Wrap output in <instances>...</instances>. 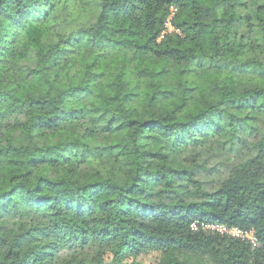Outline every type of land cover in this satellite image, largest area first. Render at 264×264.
Masks as SVG:
<instances>
[{
    "label": "clouds",
    "instance_id": "clouds-1",
    "mask_svg": "<svg viewBox=\"0 0 264 264\" xmlns=\"http://www.w3.org/2000/svg\"><path fill=\"white\" fill-rule=\"evenodd\" d=\"M28 2L0 0V20L7 24L6 17ZM39 2L48 12L46 19L29 17L15 39L0 31V51L7 49L0 54V92L10 93L7 103H0V113L9 106L22 109L18 118L24 125L0 137V149L11 146L6 155L0 153V196L20 184L35 190L43 177L64 183L37 196L55 197L64 187L91 186L80 194L91 211L78 215L75 208L58 204L0 220V264H234L235 242L204 234L191 222L183 226L193 209L184 214L177 206H207L223 195L224 207L230 203L226 177L246 204L264 196L261 137L250 135L252 129H264V0H231L227 9L218 6L222 0H173L171 5L129 0V11L119 16L105 8L111 0ZM161 17L166 18L163 29ZM80 29L86 33L85 46L53 66L54 46L67 47L62 41ZM93 36L103 38L108 47L87 45ZM218 62L227 66L217 69ZM240 65L248 70H233ZM31 69L39 74L25 79ZM74 90L90 94L68 99ZM57 98L65 102L44 109L27 103ZM61 108L85 115L54 131L28 132L35 117H54V109ZM217 115L221 118L215 134L195 143L192 138L179 141L182 129L216 120ZM6 122L0 119V125ZM64 148L71 153L64 152L59 163L27 166L45 150ZM85 152L90 154L78 163ZM72 153L75 157L63 162ZM143 153L167 157L149 161L152 167L145 163L143 169H172L182 177L168 174L154 190L173 193L163 200L167 207L156 210L157 219L118 214L123 207L120 193L100 187L130 185ZM229 166L231 171L224 172ZM168 181L173 183L165 189ZM18 199L12 194V205L19 207ZM161 199L157 195L144 203ZM219 210L206 207L208 212ZM41 213L47 218L40 219ZM245 236L256 238L255 232ZM240 259L264 264V250H249Z\"/></svg>",
    "mask_w": 264,
    "mask_h": 264
},
{
    "label": "trees",
    "instance_id": "trees-1",
    "mask_svg": "<svg viewBox=\"0 0 264 264\" xmlns=\"http://www.w3.org/2000/svg\"><path fill=\"white\" fill-rule=\"evenodd\" d=\"M16 3H21L22 0H15ZM45 3L48 0H44ZM181 0H175V3H180ZM161 3H167L171 5L173 0H161ZM105 8L112 13L113 16H119L122 13L126 14L131 7L129 0H111V3H105ZM227 9L231 6V0H222L221 4L218 5ZM245 6V5H241ZM54 7V5H53ZM2 12V10H0ZM165 13H168V9H165ZM48 12L43 11L42 6L39 0H29L27 4H24L23 8H18L16 14L8 15L6 17L8 23L5 24L3 20H0V31L4 32L5 36H12L15 39L16 36L19 35V30L24 27V24L28 21L29 17L35 21H42L47 18ZM103 18V17H102ZM243 19V18H242ZM159 23L162 26L166 23V18L161 17L159 19ZM84 30H74L70 37L66 41H62L67 47L59 48V46H54L55 58L52 61V65L55 66L60 62L61 59H66L70 55H75L77 50L81 46H85L84 44ZM161 36L164 35L163 30L159 33ZM87 45L92 47L99 48H107L108 45L104 42L103 38L97 39V36L91 37L87 41ZM7 49H3L0 51V54L6 52ZM227 65L223 62H218L216 64L217 69L220 67H226ZM50 69H45V71ZM238 73L246 72L248 70L247 65L236 66L233 69ZM39 73L35 69L29 70L28 76L25 79H29L34 75H38ZM91 79H95L92 77ZM90 94L87 90H74L73 93L68 95V99H76L81 100L86 95ZM257 96L260 93L256 94ZM10 98V93L0 92V103H7ZM65 100L61 98H57V100L49 102L47 100L38 101L32 100L27 102L29 108L38 107L40 109H44L46 105L50 103L62 104ZM57 111V115L54 117L45 118L44 116H37L34 118L31 126L28 128V132L31 133L33 131H38L41 129L44 130H56L60 128L63 124L82 119L85 115L83 110H68V109H54ZM22 111V109H16L9 106V109L6 112L0 113V119H6L8 122L0 125V137L4 135V131L13 128H22L23 124L20 123L18 118V113ZM221 117L217 115L216 120H209L207 122H201L199 124L193 125L191 128L182 129L178 133L179 141H182L184 138H192L193 143L197 142L198 137H207L209 134H215L217 129L220 127L217 124V120ZM150 127H155V125H151ZM163 127V126H161ZM160 130L159 128L157 129ZM163 134V133H162ZM250 135L253 139H255L256 135L261 137L258 142V147L261 149V152H264V129H252ZM29 139H32L29 136ZM175 147V145H174ZM11 150V146L9 149H0V153L7 154L8 151ZM27 149H25L26 151ZM19 151V150H17ZM64 152H70V148H64L61 152H54V150L49 149L42 152L41 155L34 156L27 161V166L30 167H40L45 164H56L61 161V157L64 156ZM23 154V153H20ZM90 153L85 152L82 154V158L78 161V163H84V159H86L87 155ZM75 157V153H72L69 157H64L63 162H70L72 158ZM167 157L163 154H142V164L137 168V176L134 178L133 182L127 187L121 185H108L104 184L100 187L103 188L107 192H118L120 196L118 198V203H120L123 207L118 209V214H132L135 213L142 218H146L149 215L153 219H157L156 210L167 207L163 203L164 199H171L173 193L167 190H161V192L157 193L154 190L160 186L161 183L165 182L166 176L168 174H172L176 177L182 178L178 173H176L172 169L160 170L156 172H150L147 169H143L142 165L147 163L148 167H152V163L149 161L155 160H163ZM231 171V167L228 172ZM31 171L27 173V176H31ZM39 185L35 188V190L27 189L23 184L17 185L12 189V193H6L4 196H0V220L8 218V217H17L25 214L26 210H34L36 212H40V209H50L55 207L58 204H63L65 210H72L75 208L77 214H82L87 211L90 214L91 206L85 208L86 201L83 199V192L88 190V187L91 186H79V187H64L61 192V195L55 197L49 196H37V193L42 192L45 188L49 191L55 190L57 184H63L64 181H59L53 183L50 180H46L43 177L39 178ZM127 183V182H126ZM172 181H168L165 184V189H170ZM225 187L227 191L225 195H227V201L224 207H220V203L224 200V196L221 195L218 198H215L212 203L207 206L197 207L196 205H178L177 207L184 208V214L187 213L188 207L193 209L192 215L188 216L187 220L183 222V226H187L189 222L192 223L193 228L199 227L202 233L212 236L213 238H226L235 242V246L238 247V252L235 254L236 259L234 264H247L246 261H242L240 259L241 256H244L245 253L249 252V250H255L259 252L264 250V196L259 198V201L253 200L251 204H246L241 193L240 196H236L232 191L231 187H229V179L226 177L224 181ZM240 187H244V185H240ZM239 189H237L238 191ZM15 194L18 197L17 204L12 205L11 196ZM161 196V201L156 204H146L144 201L155 198V196ZM142 198V199H141ZM11 205V206H10ZM235 205V207H233ZM206 207L212 208H220L219 211H206ZM205 212V215H200L201 212ZM46 213H41L40 219H46ZM211 225H224L226 227H236L244 232L253 233L255 232L256 238L251 241L246 237L239 238L235 236H231L230 234L220 233L219 231L209 228ZM45 231V230H39ZM134 240L138 241V237H133ZM128 251H131L129 249ZM128 252H125L127 255ZM259 264V262H256Z\"/></svg>",
    "mask_w": 264,
    "mask_h": 264
},
{
    "label": "built area",
    "instance_id": "built-area-1",
    "mask_svg": "<svg viewBox=\"0 0 264 264\" xmlns=\"http://www.w3.org/2000/svg\"><path fill=\"white\" fill-rule=\"evenodd\" d=\"M209 228L215 229L217 231H219L220 233H224V234H230L231 236H235V237H239V238H243L246 237L245 234H250L247 232H244L236 227H226L224 225H211L209 226ZM253 241V240H251Z\"/></svg>",
    "mask_w": 264,
    "mask_h": 264
},
{
    "label": "rangeland",
    "instance_id": "rangeland-1",
    "mask_svg": "<svg viewBox=\"0 0 264 264\" xmlns=\"http://www.w3.org/2000/svg\"><path fill=\"white\" fill-rule=\"evenodd\" d=\"M229 168H230V166H229V167H226V168L224 169V172H228ZM220 174H221V175H224V173H220ZM177 178H179V177H177Z\"/></svg>",
    "mask_w": 264,
    "mask_h": 264
}]
</instances>
